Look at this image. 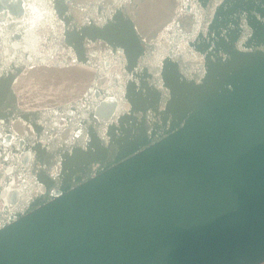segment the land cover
<instances>
[{
    "label": "water",
    "instance_id": "water-1",
    "mask_svg": "<svg viewBox=\"0 0 264 264\" xmlns=\"http://www.w3.org/2000/svg\"><path fill=\"white\" fill-rule=\"evenodd\" d=\"M264 0H0V264H263Z\"/></svg>",
    "mask_w": 264,
    "mask_h": 264
},
{
    "label": "bare ground",
    "instance_id": "bare-ground-1",
    "mask_svg": "<svg viewBox=\"0 0 264 264\" xmlns=\"http://www.w3.org/2000/svg\"><path fill=\"white\" fill-rule=\"evenodd\" d=\"M264 264V263H263Z\"/></svg>",
    "mask_w": 264,
    "mask_h": 264
}]
</instances>
